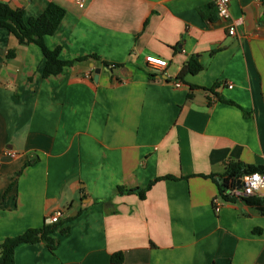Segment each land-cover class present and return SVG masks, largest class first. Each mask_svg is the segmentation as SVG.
<instances>
[{
    "label": "crops",
    "instance_id": "1",
    "mask_svg": "<svg viewBox=\"0 0 264 264\" xmlns=\"http://www.w3.org/2000/svg\"><path fill=\"white\" fill-rule=\"evenodd\" d=\"M0 2L27 20L64 8L44 42L74 62L44 77L41 49L0 29V242L58 210L70 227L55 249L19 245L15 264H264V216L205 177L264 169V0H232L233 36L217 10L200 16L211 0ZM191 57L205 69L181 80ZM165 176L144 200L119 193Z\"/></svg>",
    "mask_w": 264,
    "mask_h": 264
},
{
    "label": "trees",
    "instance_id": "2",
    "mask_svg": "<svg viewBox=\"0 0 264 264\" xmlns=\"http://www.w3.org/2000/svg\"><path fill=\"white\" fill-rule=\"evenodd\" d=\"M211 10H216L213 4L200 8L199 14L203 19H212ZM217 13V12H216ZM66 10L57 4H50L46 10L38 17L25 19L23 10L14 9L8 3L0 2V29L8 30L20 44H35L37 45L45 58V67L43 71L44 77L58 76L65 67L72 66L73 61H63L59 58L60 47L50 50L45 45L44 39L47 36L54 35L65 17ZM99 61L98 56L90 55L77 59ZM108 67V64H104ZM205 69V66L196 58L191 57L180 72L178 78L184 79L187 75H197ZM219 84L214 88H218ZM197 88L193 86L192 89ZM212 91V90H211ZM232 103V102H229ZM264 172L263 167L247 165L239 162L229 161L224 165V171L220 175L205 176L214 181L218 189V197L225 203H236L241 201L248 206L255 208L261 215L264 216V196L254 195L250 197H232L228 194L230 190L241 186V179L244 175ZM172 179L174 176H165L156 178L146 188H124L119 187L120 194H136L141 200L146 198L147 192L151 187L160 180ZM70 231L69 225H65L64 221H59L56 224H45L38 229H29L26 232L5 239L0 242V264H15V249L21 244H38L44 243L48 248L55 249L59 240L51 235L59 232L61 235H68ZM123 261L122 253H117L112 256L113 263H121Z\"/></svg>",
    "mask_w": 264,
    "mask_h": 264
},
{
    "label": "built area",
    "instance_id": "3",
    "mask_svg": "<svg viewBox=\"0 0 264 264\" xmlns=\"http://www.w3.org/2000/svg\"><path fill=\"white\" fill-rule=\"evenodd\" d=\"M89 0H74V2L79 6L83 7L84 4ZM212 4L215 6L217 10L218 17L223 20L229 22L228 33L233 36L236 33L237 23L232 20L230 13V4L232 0H211ZM146 62L154 67L159 69H164L167 66V61L163 58L156 56H148L146 58ZM181 82L176 81L175 87H180ZM231 87V86H230ZM8 156H14L15 154L12 151L7 152ZM264 188V172H257L252 174L244 175L241 179V186L239 188L235 187L228 192L232 197H250L254 195H258V193ZM221 205L218 204V200L214 201V210L216 213L220 211ZM64 212L62 210L56 211L50 217V223L56 224L61 221Z\"/></svg>",
    "mask_w": 264,
    "mask_h": 264
},
{
    "label": "water",
    "instance_id": "4",
    "mask_svg": "<svg viewBox=\"0 0 264 264\" xmlns=\"http://www.w3.org/2000/svg\"><path fill=\"white\" fill-rule=\"evenodd\" d=\"M95 73H96V74H95L94 80H95V81H98L99 74H100V69H96Z\"/></svg>",
    "mask_w": 264,
    "mask_h": 264
}]
</instances>
